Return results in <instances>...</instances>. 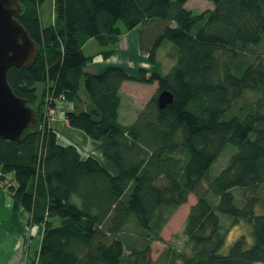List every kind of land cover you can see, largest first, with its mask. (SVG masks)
Returning a JSON list of instances; mask_svg holds the SVG:
<instances>
[{
	"label": "trees",
	"instance_id": "trees-1",
	"mask_svg": "<svg viewBox=\"0 0 264 264\" xmlns=\"http://www.w3.org/2000/svg\"><path fill=\"white\" fill-rule=\"evenodd\" d=\"M188 1L54 0L53 20L43 25L45 0H18L17 20L39 55L7 78L38 124L20 143L0 139V186L15 211L43 227L31 264H151V244L162 242L164 225L190 195L196 201L183 228L190 252L168 247L161 264H264V212L249 202L264 187V0H207L213 7L197 14L185 9ZM131 31L149 69L133 77L118 65L85 71ZM89 39L100 49L93 56L83 50ZM126 81L157 84L131 123L119 116ZM82 83L89 110L78 107ZM162 91L173 102L160 109ZM58 102L73 104L72 129L104 141V162L58 143L47 113ZM227 146L234 153L211 175ZM233 189L244 190L243 206ZM223 216L251 232L227 252Z\"/></svg>",
	"mask_w": 264,
	"mask_h": 264
},
{
	"label": "crops",
	"instance_id": "crops-1",
	"mask_svg": "<svg viewBox=\"0 0 264 264\" xmlns=\"http://www.w3.org/2000/svg\"><path fill=\"white\" fill-rule=\"evenodd\" d=\"M51 21H48V23H51ZM123 40L126 41V48L120 46ZM128 41L132 43L131 50L127 47ZM94 42L93 39H89L83 46L84 52L87 51L86 49H89V52L86 53L91 56L100 50L97 43ZM94 59V63L86 66V72H99L107 66L118 65L124 68L128 72V75L133 77L136 76L138 70L149 69V65L146 63V57L140 51L139 40L135 31L124 32L122 34L119 47L114 55L108 59H103L101 56H97ZM137 61L142 62L137 63ZM142 63L146 64V68L140 67ZM131 84L145 86L144 84L131 81H126L121 85L119 116L125 118L128 123H131L135 119L137 112L148 102V98L144 99V95L138 96L130 92H127L128 94L124 92L123 89H127ZM151 86H155L151 93L152 96L157 90V84ZM79 94L82 102L78 106L79 110L91 109L92 105L84 91L83 83L80 85ZM135 103L138 105V108H136ZM73 109L74 106L70 102H58L57 110L48 122L49 127L57 135L58 143L62 146H75L82 158L92 156L104 162L102 152L104 141H93L81 131L72 129L69 126L66 120V113L73 111ZM31 223V214L22 210L15 211L12 208L11 199L8 194L0 186V264L32 263V259L40 247L44 231L42 226L37 224L32 225Z\"/></svg>",
	"mask_w": 264,
	"mask_h": 264
},
{
	"label": "water",
	"instance_id": "water-1",
	"mask_svg": "<svg viewBox=\"0 0 264 264\" xmlns=\"http://www.w3.org/2000/svg\"><path fill=\"white\" fill-rule=\"evenodd\" d=\"M20 13L18 0H0V139L19 143L36 130L38 115L14 94L7 73L10 68H29L39 55L38 45L17 20ZM172 102L170 92L159 93L160 109Z\"/></svg>",
	"mask_w": 264,
	"mask_h": 264
},
{
	"label": "rangeland",
	"instance_id": "rangeland-1",
	"mask_svg": "<svg viewBox=\"0 0 264 264\" xmlns=\"http://www.w3.org/2000/svg\"><path fill=\"white\" fill-rule=\"evenodd\" d=\"M54 0H45L44 4L40 8V14H41V21L43 25H46L48 21L52 20V3ZM185 9L192 11L194 14L202 13L206 10L211 9L213 6L211 3H209L207 0H189L185 4ZM122 42V41H121ZM96 43V42H94ZM126 41L123 40V43L120 45L123 48H126ZM96 45V44H95ZM167 45V46H166ZM166 47H172L170 43H167ZM132 43L128 41V49L131 50ZM119 47V43L118 46ZM160 50V60L163 62V72L167 74L170 70L171 61H168L165 56V49ZM86 52H89V49H86ZM92 50V49H91ZM165 56V57H163ZM144 60V59H143ZM142 61H137V63H141ZM147 63V62H146ZM140 67L146 68V64L142 63L140 64ZM148 67V66H147ZM138 72V71H137ZM138 83V82H137ZM142 84V83H139ZM41 88L37 89V93L41 94L42 90L44 89L43 84ZM145 86H140L136 84H131L127 89H123L126 94L127 92H130L133 95H144V99L148 100L153 96H151V93L155 86H151L153 84H144ZM84 88V87H83ZM85 91V90H84ZM155 94V93H154ZM151 96V97H150ZM255 96L252 93H249L246 95V99H249L250 102L254 100ZM136 108H138V105L135 103ZM234 153L233 148L230 146H227L219 155L216 162L211 168V175H214L216 173H219L228 163V160L230 156ZM233 194L236 198V203L238 206H243L245 204L244 200V190L241 189H233ZM249 199V197H248ZM196 198L194 195H190L188 197V201L186 204L179 207L176 211L173 212V214L169 217V220L164 225L162 232L160 233L162 242H153L150 246V259L151 264H161L163 261L161 260L162 257H165L166 251L168 247H171L172 249L183 252V253H189L190 252V244L187 243V239L183 233V228L185 225V221L187 218V215L189 213L190 207L195 203ZM249 202L251 204H254V210L256 214H259L261 212H264V187L261 191V196H257L256 198L249 199ZM232 219L223 216L222 219V226L224 229V232H226L225 237V247L224 252H227L231 244L237 240L241 236H245L248 240H250V227L249 225L244 221H239L238 223H235L232 221Z\"/></svg>",
	"mask_w": 264,
	"mask_h": 264
},
{
	"label": "built area",
	"instance_id": "built-area-1",
	"mask_svg": "<svg viewBox=\"0 0 264 264\" xmlns=\"http://www.w3.org/2000/svg\"><path fill=\"white\" fill-rule=\"evenodd\" d=\"M47 113H48L49 116H53L54 115V111L53 110H49Z\"/></svg>",
	"mask_w": 264,
	"mask_h": 264
}]
</instances>
